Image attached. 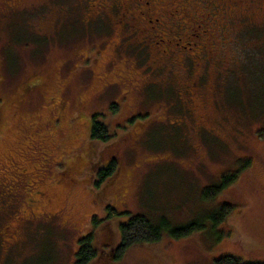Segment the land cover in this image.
<instances>
[{"label": "rangeland", "instance_id": "rangeland-1", "mask_svg": "<svg viewBox=\"0 0 264 264\" xmlns=\"http://www.w3.org/2000/svg\"><path fill=\"white\" fill-rule=\"evenodd\" d=\"M74 3L22 0L12 12L0 0V188L24 171L19 191L29 182L43 197L35 208L19 200L13 207L0 202V264H74L78 239L90 232L102 259L94 264H214L227 254L264 262V30L242 32L237 55L227 44L225 54L233 58H223L226 76L210 71L209 79L222 81V90H205L197 101V87L191 90L178 65L166 76L178 93L166 84L138 93L120 78L122 71L132 79L148 76L129 68L135 58H110L109 51L94 58L101 52L95 44L90 57L74 56L88 47L78 17L70 10L60 14V6ZM257 17L262 21L264 14ZM116 80L122 85L103 88ZM24 87L30 92L22 100ZM76 89L84 102L67 105ZM187 91L193 99L189 111L179 101ZM110 103L118 106L115 114ZM95 113L105 114L115 135L108 144L88 140L86 124ZM138 115L136 133L127 120ZM73 155L81 161L71 184L58 183L57 173ZM110 155L118 158L119 170L105 203L127 213L118 222L142 215L161 232L158 242L134 245L117 261L109 250L119 243L118 222L101 229L104 206L91 188L89 162L102 164ZM227 169L235 175L233 184L207 206L204 189ZM218 201L234 208L213 228L208 215ZM192 222V233L171 235ZM2 238L7 241L1 244Z\"/></svg>", "mask_w": 264, "mask_h": 264}, {"label": "flooded vegetation", "instance_id": "flooded-vegetation-1", "mask_svg": "<svg viewBox=\"0 0 264 264\" xmlns=\"http://www.w3.org/2000/svg\"><path fill=\"white\" fill-rule=\"evenodd\" d=\"M2 1L8 10L14 12L22 0ZM74 2L70 9L60 6V14L70 10L71 14L78 17L80 26L88 31L87 34L82 32L88 47L84 52H77L74 56L90 57L89 53L94 46L91 44H95L101 52L95 54L94 58L107 57L102 56L105 51H109L110 58H147V65L141 69L143 73L144 68L165 66L162 68L172 69L173 66L179 65L180 69L186 71L184 79L191 81L189 82L191 90L197 87L199 91L197 101L203 98L205 90L213 87L222 90V81L218 83L209 79L210 71L226 76L227 66H223V58H233L232 55L227 57L225 54L227 44H231L228 48L233 49V53L237 55L234 45L237 42L242 43V32L264 30V17H261L262 21H258L257 17L258 14H264V0H74ZM162 58L171 60L161 62ZM96 63L95 60L87 72H90ZM120 78L126 80V84L134 91L137 86H139L137 91L141 90L142 84L147 80L132 79L131 72L125 74L124 71ZM120 81L108 83L103 88L122 85ZM77 90H70L67 105L84 102L82 97L76 95ZM178 92L176 87V93ZM191 96L192 93L187 91L183 100L179 99L182 109L186 111L191 109L193 102ZM199 128L204 127L199 125ZM71 166H66L65 171L57 173L58 183L67 185L69 181L71 184ZM16 174V181L5 182L3 188H0L1 205L13 207L19 200V203L30 208L40 206L42 193L37 191L35 186L32 188L29 182L25 183L24 192L21 193L18 189V178L25 172L20 171ZM23 194L27 196L26 199H23ZM2 196L6 197L4 204L1 201ZM4 241H7L6 238L1 239V244Z\"/></svg>", "mask_w": 264, "mask_h": 264}, {"label": "trees", "instance_id": "trees-1", "mask_svg": "<svg viewBox=\"0 0 264 264\" xmlns=\"http://www.w3.org/2000/svg\"><path fill=\"white\" fill-rule=\"evenodd\" d=\"M256 32L257 31H248V33H251V35L253 34L256 35ZM146 60L147 58H135L129 68H134V69L136 68L141 70L142 67H145L147 65L148 61L146 62ZM162 67L165 66H161V67L159 66L157 68H144L145 74H149V75L145 76L147 80L145 84H142L141 90L137 91L139 86L135 88L136 92L143 93L144 90L150 85L156 87L159 84L161 85L166 84L167 86H169L170 89H172V93L174 94V92H176L177 86L168 77H166L168 76V72H170L171 69L167 67L166 68H162ZM145 77L137 76V80L142 81L143 79H146ZM151 77L152 79H150ZM28 92H30V90L24 87L22 100L26 97ZM140 102L142 101L140 100ZM117 108H118L117 104L110 103L108 106L109 113L115 114ZM105 117H106L105 114L95 113L92 114L91 117L88 119L86 124V129L88 128L87 132H88L89 141L108 144L111 142L112 139L115 138L113 131L110 128H108V125H106L104 122ZM137 117H139V115L133 116L132 118L127 120V122L130 123L129 125H131V127L135 126L134 131L136 133L138 126L133 123L137 120ZM80 123H82L81 118H80ZM117 143L118 142L116 141V144ZM73 156L74 159L68 162V166H71L72 164L70 169L71 172H74V167L78 165L81 161L80 160L81 158L78 157L77 155H73ZM89 162H90V168L92 166L93 172L95 174L94 180L91 184V188L95 190L94 196L95 197L97 196L98 199L101 200V202H103V206H104L105 216L102 219L105 220V222L101 229H105L108 222L113 221L117 223L121 216L127 214L126 212H118L110 204L105 203L109 186L112 183V181L115 179V177L118 175V170H119L118 158L116 156L110 155L109 157H107L106 160L103 161L102 164H99L98 162L93 163L91 160ZM248 165H249L248 162H246L243 168H247ZM64 168H66V165L64 166ZM223 173H226L229 176V178L225 176L226 174ZM231 174H232L231 172L229 173V169L222 170L220 172V176H221L220 180L218 182L217 181L212 182V184L208 185V187L204 189L202 194V199L207 202V206L213 204L216 199L221 200L220 197H222L221 194L222 190L232 185L233 183L231 181L235 179V175L234 174L231 175ZM16 197L17 196L15 195L14 199H16ZM1 199H2L1 200L2 203L6 201L5 200L6 197L2 196ZM220 202L223 201H218L217 205L214 207V210L211 211L208 215V217L211 219L213 223V228L216 227V225L218 224L224 223L228 219L232 209L234 208L233 205L229 203H220ZM96 223H97L96 216H94L91 219V225L93 230H95L98 226V225L96 226ZM115 230H116L115 233L118 234L119 236V243L115 247L111 248V251L109 250V256H110L109 258H111V260L113 259L112 261H117V259H119L125 251H127L130 247L134 245L141 243H152V242L155 243L161 240L160 226L156 225L150 219L142 215L132 216L127 218L125 221L118 222L116 224ZM193 231H195V228L192 222L184 227H180L179 229L171 230L170 233L174 238H179V237L187 236ZM97 232L99 233V231ZM99 259H101L100 252L96 248L95 234L93 232H90V234L83 235L80 239H78V249L75 254L74 264H94L99 262ZM214 264H264V262L241 261V259L233 255L227 254L214 260Z\"/></svg>", "mask_w": 264, "mask_h": 264}]
</instances>
